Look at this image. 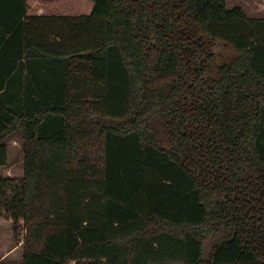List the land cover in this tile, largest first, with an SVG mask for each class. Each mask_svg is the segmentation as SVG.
I'll return each instance as SVG.
<instances>
[{
	"label": "trees",
	"instance_id": "16d2710c",
	"mask_svg": "<svg viewBox=\"0 0 264 264\" xmlns=\"http://www.w3.org/2000/svg\"><path fill=\"white\" fill-rule=\"evenodd\" d=\"M27 1L0 0V168L17 131L23 150L0 223L24 233L0 264H264V17L226 0H89L81 16Z\"/></svg>",
	"mask_w": 264,
	"mask_h": 264
},
{
	"label": "rangeland",
	"instance_id": "374dc122",
	"mask_svg": "<svg viewBox=\"0 0 264 264\" xmlns=\"http://www.w3.org/2000/svg\"><path fill=\"white\" fill-rule=\"evenodd\" d=\"M27 4L29 15L81 16L89 14L92 9V3L89 0H28ZM226 6L228 9L237 6L241 7L245 15L250 18L264 17V0H226ZM5 144L8 151V164L6 167L0 168V178L12 179L11 188L7 190L8 200H10L14 194V190L20 186V181L23 174L21 132L17 131L16 133L12 134L10 138L5 141ZM3 206L4 204H0V209H4ZM3 215L4 214H2L1 217H3ZM6 227L0 226V256L3 254V249L6 247L10 248L15 243L9 238L11 231H13L12 226L8 224ZM15 235L17 240L23 239L21 230L16 232ZM220 236L217 235L216 237H208L204 241V258H206L210 247L221 239ZM7 259L19 261L20 256L18 255V258L11 257Z\"/></svg>",
	"mask_w": 264,
	"mask_h": 264
},
{
	"label": "crops",
	"instance_id": "0c3cea01",
	"mask_svg": "<svg viewBox=\"0 0 264 264\" xmlns=\"http://www.w3.org/2000/svg\"><path fill=\"white\" fill-rule=\"evenodd\" d=\"M10 225V226H12V224H11V222L10 221H7V222H1L0 223V226H5L6 227V225ZM7 228V227H6ZM12 230L13 231H11V233H12V235H11V233H10V235H9V238L12 240V241H14L15 243L10 247V248H5V249H3V254H2V256H0V261H2V260H4V259H7V258H11V257H16V258H18V255L20 256V259H21V257H22V252H23V248H22V239H19V240H17L16 239V235H15V230H14V228H13V226H12ZM8 232H9V230H8ZM23 235H24V233H22ZM19 259V260H20Z\"/></svg>",
	"mask_w": 264,
	"mask_h": 264
}]
</instances>
